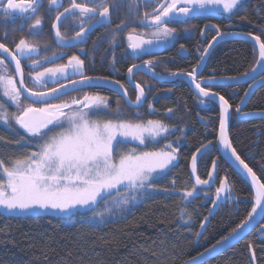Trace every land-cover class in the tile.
I'll return each instance as SVG.
<instances>
[{"label": "snow or ice", "instance_id": "6c2138e0", "mask_svg": "<svg viewBox=\"0 0 264 264\" xmlns=\"http://www.w3.org/2000/svg\"><path fill=\"white\" fill-rule=\"evenodd\" d=\"M150 3L151 0H144ZM242 3V0H159L151 12H144L139 23L154 29L150 33L151 38L145 39L143 35L136 37L137 43H130L129 48L137 56L147 54L152 47L159 48L161 44L174 42L176 30L169 27L171 22H186L194 15L205 12L218 14H232ZM49 11L54 7H63L60 0H48ZM183 5V6H180ZM41 6V0H0V12L5 18L19 15L22 21L35 16L32 24L28 25L31 34H39L44 23V17L37 15ZM116 7L111 0H70L68 7L63 12L57 11L55 21L51 27L55 32L58 44L71 46L83 43L88 32L96 25L110 22L112 10ZM130 10L136 9L138 13L139 0H129ZM77 17L80 30L71 38L63 35L58 27L59 21L67 16ZM126 26L124 21L116 25L115 30L120 31ZM201 35L205 29H201ZM231 35L221 32L216 27V35L208 42V46L199 52V59L187 76L192 78V83L198 89L200 104L214 103L219 99V129L216 143L209 141L201 144L200 148L192 154L191 176L195 177L191 189L186 186L177 188L176 182H172L171 188L158 189L153 181L166 174L178 160V152L172 143H166L164 150L140 152L135 149L128 152L120 150V146L130 141H138L141 145L151 140L153 142L165 137L172 131V127L161 120H148L146 122H129L123 119H92L94 113L104 112L108 108V99L103 96H90L85 94L83 98L72 97L70 100L59 103H49L57 100L68 91L78 88L104 87L115 85L112 89H123L124 85L119 80H111L108 77H92L84 74V61L77 55L68 56L67 62L44 68L30 76L36 87L46 88L44 91H36L24 86L22 60L29 59L39 53V45L30 42L26 38H20L15 43L14 50H10L0 43V50L11 55V62L15 63V74L21 76L19 87L12 75H8L7 67L0 69V93L11 101L17 111L9 112L3 99H0V122L13 128L12 122L19 126L25 133L13 143L14 148H26L25 152L10 155L7 158L0 156V208L7 212L30 213L56 211L66 222L71 223L76 217L81 219L104 222L107 217L123 212L128 206L135 204L137 198L146 192H163L180 198L179 203H188L203 186L210 187L215 180L214 169L217 162L213 160V170L208 172V179H201L197 175L199 155H203L209 148L216 147L222 150L223 155L232 166L243 173L251 182L252 207L247 216L236 224L226 236L221 237L210 248L198 256L184 261L183 264H202L203 258L217 254L231 246L249 229L257 217L264 218V183H261L256 173L237 153L229 139L227 132L228 121L231 117L228 100L218 92L202 87L201 83H217L215 77L202 79L197 83L195 76L200 70V65L207 59V54L218 38ZM255 42L258 49L256 62L248 70L237 75L221 77L222 82L240 84L252 81L248 84L245 94L241 97V103L237 105V114L252 116L253 113H243V105L250 97L251 90L257 85H264V40L260 36L247 33ZM7 38V33H5ZM129 39L132 36L129 35ZM115 44V41H113ZM146 46V47H145ZM183 50V45H181ZM81 52L84 49H80ZM199 51V50H198ZM256 50L254 49V52ZM62 58V54L53 52L51 56H44L40 60H32L28 67L35 69L43 64H51L55 59ZM115 63V61H113ZM4 60L0 58V65ZM153 61L146 60L143 64H134L128 68L131 74L135 69H151ZM156 76V73H153ZM170 76H183L184 73L172 72ZM79 76V79L70 77ZM259 78V79H258ZM66 83L61 84L59 81ZM52 83L56 87L47 88ZM139 90L133 107H140L145 98L144 89L136 85ZM27 93L29 104H22L21 100ZM125 96L126 92L123 93ZM42 104L43 107H35ZM149 108L152 105L149 104ZM168 114L172 109H168ZM116 117L121 114L117 110ZM139 115V113H137ZM59 129L58 131H53ZM182 132L183 129H180ZM5 138L0 136V141ZM167 149H171L170 151ZM264 175V168L261 169ZM232 185L227 177L220 179L219 187L215 189L213 209L221 203L232 200ZM213 209L209 210L211 215ZM91 213V216H87ZM180 220L191 222V215L180 210ZM208 217L200 221L201 229L206 227ZM261 231H264L262 226ZM203 233L197 231L199 237Z\"/></svg>", "mask_w": 264, "mask_h": 264}, {"label": "trees", "instance_id": "16d2710c", "mask_svg": "<svg viewBox=\"0 0 264 264\" xmlns=\"http://www.w3.org/2000/svg\"><path fill=\"white\" fill-rule=\"evenodd\" d=\"M259 11L262 9L249 8L244 13V20L250 21L251 28L261 22ZM197 60L194 55L175 58L171 69L188 72ZM255 62L254 47L247 41L234 40L217 47L204 73L215 71L218 76L237 75L250 69ZM246 88V85L220 86L212 90L223 95L232 110L229 139L233 147L264 183L261 173L264 168V118H241L235 113ZM164 91L169 94H162ZM150 101H153L150 119L161 120L172 127L170 138L165 136L150 147L164 149L166 138L175 144L178 152L175 166L157 177L154 186L171 188L175 181L177 188L191 189L189 163L201 144L216 143L218 108L210 103L207 110H201L196 96L181 81L176 86L151 90ZM168 109L173 110L171 114ZM242 112H264V86L253 93ZM0 136L5 138L0 141V156L7 158L28 150L13 147L14 141L24 136L16 128L0 125ZM138 148L130 143L120 146L123 152L131 149L138 152ZM213 160L217 162L216 184L227 177L233 190L232 200L221 203L211 217L209 210L213 197L203 195L204 190H199L186 204L179 203L178 196L149 191L141 194L135 204L107 217L104 222L76 217L73 222L66 223L58 215H15L0 210V264H182L226 236L252 207L250 183L216 147L210 148L199 159L197 175L207 179ZM206 191L209 195L214 193ZM181 208L191 215L190 223L180 220ZM86 215L91 216V213ZM205 217L209 219L206 227L201 229L200 221ZM262 226L264 218L256 230L232 249L202 264H253V260L255 264H264ZM197 231L203 234L197 237Z\"/></svg>", "mask_w": 264, "mask_h": 264}, {"label": "flooded vegetation", "instance_id": "af4514ba", "mask_svg": "<svg viewBox=\"0 0 264 264\" xmlns=\"http://www.w3.org/2000/svg\"><path fill=\"white\" fill-rule=\"evenodd\" d=\"M77 2H84V0H77ZM111 2H114L116 7L111 12L110 22L94 26L84 38L83 43H76L71 46H62L58 44L55 38V32L51 27L52 23L55 21L56 12H63V9L68 7L70 0H60L63 7L57 8L53 6L51 11H49L48 0H41V6L37 15H42L44 17V23L39 30V34H31L28 28V25L32 24L35 20V16L26 21H22L19 15L5 18L3 13L0 12V43H3L10 52L14 50L15 43L22 37L39 45L38 55L34 54L29 59L21 61L24 86L36 91L46 90V88L36 87L29 77L33 76L35 72L43 71L44 68L66 63L68 56L77 55L84 61L83 71L85 75L92 77H108L111 80H119L121 84L124 85V88L119 89V92H114L107 86L78 88L75 91L66 92L57 100L49 101V103L67 101L72 97L83 98L85 94L90 96L99 95L108 99V108L104 112L94 113L92 118L99 120H124V118L126 119L128 117L135 119L147 117L146 120L148 121L150 120L149 104L151 102V90L153 91L156 88H169L180 83V81L177 80L172 82L157 81L150 77V71L160 76H168L169 73L179 72L171 69V63L175 61V58L182 59L187 58L189 55H194L199 59V52H202L203 49L208 46V42L212 37L216 35V27H219L221 32L230 34L252 33L253 36H260L261 39L264 40V0H242L241 5L230 15L205 12L194 15L183 23H169L168 26L176 30L174 42L170 44H161L159 48H149L147 54L137 56L128 45L130 43H137L138 40L136 37L141 35H143L145 39L151 38L150 33L154 31V29L141 25L139 21L142 19L143 13L146 11L151 12L155 5L159 3V0H151L150 3L139 0V14H135L137 11L136 9L130 10L129 0H111ZM249 8H253L254 10L262 9V11H259L261 15L260 24L255 23L252 25V28L250 21L246 22L244 20V13L248 11ZM121 21H124L126 26H124L122 30L116 31V25L120 24ZM57 23L61 33L69 38L80 30L78 18L71 15L63 18ZM201 29H205V34L203 36L201 35ZM5 33H7V38H5ZM129 35L132 36L131 40L129 39ZM113 41H115V44H113ZM230 41L234 40H227L217 44L211 51L207 62L219 45ZM181 45H183V50H181ZM251 45L253 46V44ZM253 47L256 50L255 46ZM80 49H84V51L81 52ZM53 52L62 54V58L55 59L51 64H43L35 69L28 67L32 60H40L44 56H51ZM257 54L256 50V55ZM0 58L4 60V64L0 65V69L7 67V74L15 78L17 86L19 87L18 78L15 74V63L11 62V58L8 59L4 57L1 52ZM146 60L153 61L150 70L147 68L136 69L131 74L128 73V68L130 66L134 64L142 65ZM113 61H115V63H113ZM207 62L201 74L196 79L197 83H201L202 79L210 77H226L216 75L215 71H210L208 74L204 73ZM192 69L188 72H191ZM70 79H79V76H73L70 77ZM59 83L64 84L66 81L61 80ZM248 84L242 85H246L248 88ZM136 85H140V87L144 89L145 98L140 107L132 108L128 105V102L130 103L136 100L139 91ZM56 86V84L52 83L46 85L47 88ZM201 86L209 88L211 91H213V87H220L204 86L203 83H201ZM124 92L127 93L126 96L123 94ZM0 99L4 100L1 95ZM198 101L199 99L197 98V104ZM21 103L26 105L31 103V101L24 97ZM209 104L210 103L206 102V108L200 109L207 110L210 107ZM34 106L43 107L42 104H36ZM117 110L121 114L119 117L113 115ZM137 113H139V115H137ZM20 132L25 135L24 132ZM137 142L138 141H130L129 143L143 147L141 144H136ZM148 145L150 147V140L148 141Z\"/></svg>", "mask_w": 264, "mask_h": 264}, {"label": "water", "instance_id": "95a60500", "mask_svg": "<svg viewBox=\"0 0 264 264\" xmlns=\"http://www.w3.org/2000/svg\"><path fill=\"white\" fill-rule=\"evenodd\" d=\"M227 40H242V41L250 42L251 44H253V46H255V48H256V50H257V53H258V49H257V47H256V45H255V42L251 39V37H249V36L246 35V34H231V35L224 36V37H222V38H218L217 41L214 42L213 47L210 49V52L207 54V59H208V57H209L211 51L213 50V48H214L217 44H219V43H221V42H223V41H227ZM0 52L2 53V55H3L4 57H7L8 59L11 58V56H10L8 53L3 52V50H0ZM207 59H206V61H205L203 64L200 65V70H199L198 74L195 76V80H196V79L199 77V75L201 74V72H202V70H203V68H204V66H205V64H206V62H207ZM135 70H136V69H135ZM153 73H155V72L150 71V77L153 78V79H155V80H157V81H171V82H172V81H176V80H177V81H182V82H184V83L188 86V88L193 92V94L199 99V101H198V105L200 106V108H201V109H205V108H206V103L203 104V105L200 104V100L202 99V97H200L199 92H198V89L195 88V84L192 83V78H190V77L187 76V73H189V72H180V73H184V75H183V76H176V77H173V76H170V75H168V76H160V75H158L157 73H156L157 75L154 76ZM17 78H18V82H19V80L21 79V76L17 75ZM220 78H221V77L216 78V79H217V83H216L215 85H213V84H207V83H203V85H204V86H239V85H242V84H248V83L251 84V83H252V81L249 80V81H247V82L240 83V84H231V83H227V82H222V81L220 80ZM258 79H259V78H258ZM262 86H264V85L257 84V85L251 90L250 97L247 99L246 103L243 105L241 111H243V109L245 108V106L247 105V103L249 102V100L251 99L253 93H254L258 88H260V87H262ZM107 87H109V88L112 90V89L115 87V85H107ZM202 87H203V86H202ZM119 91H120V90L118 89L117 91H114V92H119ZM213 92H214V91H213ZM24 97L27 99V93L24 94ZM28 100H29V99H28ZM29 101H30V100H29ZM126 101L128 102L127 99H126ZM240 103H241V100H240ZM240 103H239V104H240ZM213 104H215V105L217 106V108H218V112H219V99H218V97L216 98V101H215ZM128 105H129L130 107H132V108H136V107H133L132 104H130L129 102H128ZM229 110H230V112H231V108H230ZM235 113L237 114V111H236V110H235ZM243 113H253L254 115H252V116L240 115L241 118H264V112H243ZM231 116H232V112H231ZM218 119H219V116H218ZM230 121H231V117H230V119H229V121H228V126H227V132H228V135H229ZM218 129H219V126H218ZM217 134H218V131H217ZM208 150H210V148H209ZM208 150H207V151H208ZM207 151H205V152L203 153V155H204ZM221 153H222V155H223L222 150H221ZM203 155H199V154H198L199 159H200ZM223 157H224V155H223ZM224 158H225V157H224ZM199 159H198V161H199ZM225 159L231 164V161H229L227 158H225ZM191 163H192V158H191L190 163H189V172H190V174H191V171H192V169H191ZM231 165H232V164H231ZM233 167H234V166H233ZM216 168H217V166H216ZM216 168L214 169V172H215V173H216ZM235 169H236V168H235ZM211 170H213V166H212ZM236 170H237V171H238V172H239V173H240V174H241V175H242V176H243V177H244V178L250 183V185H251L250 180L247 179L246 176H245L243 173H241L238 169H236ZM190 177H191V179H192V182L194 183V182H195V177H193V176H191V175H190ZM207 179H208V178H207ZM258 179H259V178H258ZM259 180H260V179H259ZM215 181H216V177H215V180H214V182L212 183V185H211L210 187H212V186L215 184ZM260 182H261V181H260ZM261 183H262V182H261ZM210 187H208V186H203V187H200V189H208V188H210ZM210 209H213V204H212V206L210 207ZM217 209H218V207L215 208V209H213L211 215L209 214V217H211V216L217 211ZM209 217H208V219H209ZM262 220H263V218L257 217L256 220L253 222V225H252L249 229L245 230L244 234H243L239 239H237L234 243H232L230 247L224 249L223 251H221V252H219V253H217V254H214V255H208L207 257L203 258L202 263L208 261L209 259H212V258H214V257H217V256H219V255H221V254H223V253L229 251L230 249H232V248H233L234 246H236L240 241H242L244 238H246V236H248L251 232H253L254 230H256V228L259 227V226L261 225ZM207 221H208V220H207ZM203 252H204V251H203ZM196 256H198V255H196ZM196 256H195V257H196ZM192 258H193V257H192ZM189 260H190V259H189ZM182 264H183V263H182ZM253 264H255L254 260H253Z\"/></svg>", "mask_w": 264, "mask_h": 264}, {"label": "rangeland", "instance_id": "374dc122", "mask_svg": "<svg viewBox=\"0 0 264 264\" xmlns=\"http://www.w3.org/2000/svg\"><path fill=\"white\" fill-rule=\"evenodd\" d=\"M169 94V92H164V93H162V94ZM0 95L2 96V93H0ZM156 96H158V95H155V97ZM2 98H4V101H5V103H6V105H7V107H8V111L10 112H15V111H17V109L15 108V106L11 103V101H9V100H7V98H5V97H3L2 96ZM23 104V103H22ZM150 104L152 105L153 104V101H151L150 102ZM25 105V104H24ZM150 111H153V106H152V108H150ZM231 112H232V110H231ZM92 119H95V118H92ZM101 120V119H100ZM124 120H126V121H129V122H133V123H137V122H146L147 120L145 119V118H142V117H139V118H137V119H135V118H124ZM12 124H13V127L14 128H16L17 130H19V131H22L23 132V130L22 129H19V126L18 125H15V123H14V121L12 122ZM0 125H2V126H5V127H8L7 125H5V124H3L2 122H0ZM58 131L57 129H54L53 131ZM167 138L169 137L170 138V134L168 133L167 135ZM160 140H161V138L160 139H158V141L160 142ZM136 142V141H135ZM157 142V141H156ZM156 142H153V141H151L150 140V145L151 144H155ZM165 144L166 143H169V139H166L165 138ZM180 142V141H179ZM136 144H140L139 142H137ZM172 146H173V148H175V144L174 143H172ZM161 150H164V149H161ZM167 150H169L170 151V149H167ZM150 151H159V150H154L152 147H149V145H148V141L145 143V144H143V147H141V146H139V148H138V152L137 153H140V152H150ZM178 161V160H177ZM159 177V176H158ZM217 187H219V185L218 184H216V181H215V184L212 186V187H210V188H208V189H200L199 188V190H204V192L203 191H201V192H203V195H205L206 197H215V189L217 188ZM206 190H212L214 193H213V195H209V193H208V191H206ZM199 192V191H198ZM210 192V191H209ZM0 210L2 211V212H5V213H8V214H15V215H25V214H52V215H58V216H60L56 211H53V210H51V209H49V210H47V211H40V210H37L36 212H30V213H19V212H7L5 209H3V208H0Z\"/></svg>", "mask_w": 264, "mask_h": 264}]
</instances>
